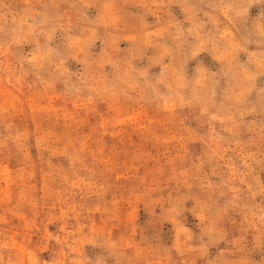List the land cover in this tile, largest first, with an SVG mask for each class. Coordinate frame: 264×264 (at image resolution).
<instances>
[{"label": "rangeland", "instance_id": "obj_1", "mask_svg": "<svg viewBox=\"0 0 264 264\" xmlns=\"http://www.w3.org/2000/svg\"><path fill=\"white\" fill-rule=\"evenodd\" d=\"M0 264H264V0H0Z\"/></svg>", "mask_w": 264, "mask_h": 264}]
</instances>
